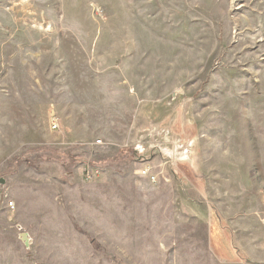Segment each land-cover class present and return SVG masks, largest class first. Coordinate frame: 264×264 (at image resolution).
Wrapping results in <instances>:
<instances>
[{
	"label": "rangeland",
	"instance_id": "rangeland-1",
	"mask_svg": "<svg viewBox=\"0 0 264 264\" xmlns=\"http://www.w3.org/2000/svg\"><path fill=\"white\" fill-rule=\"evenodd\" d=\"M0 264H264V0H0Z\"/></svg>",
	"mask_w": 264,
	"mask_h": 264
},
{
	"label": "built area",
	"instance_id": "built-area-1",
	"mask_svg": "<svg viewBox=\"0 0 264 264\" xmlns=\"http://www.w3.org/2000/svg\"><path fill=\"white\" fill-rule=\"evenodd\" d=\"M50 128H51V130H55V131H58V130H59V124L57 123L56 120H52ZM141 174H142V175H146V176L148 175V169H147V167H145V168L141 171ZM153 179H154V177H151V180H153ZM154 181H155V179H154ZM154 181H153V182H154Z\"/></svg>",
	"mask_w": 264,
	"mask_h": 264
}]
</instances>
